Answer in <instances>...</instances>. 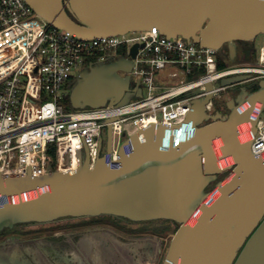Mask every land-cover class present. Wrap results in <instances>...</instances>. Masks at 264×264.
I'll use <instances>...</instances> for the list:
<instances>
[{
	"label": "water",
	"instance_id": "95a60500",
	"mask_svg": "<svg viewBox=\"0 0 264 264\" xmlns=\"http://www.w3.org/2000/svg\"><path fill=\"white\" fill-rule=\"evenodd\" d=\"M26 1L55 27L82 39L157 27L167 37L182 36L220 55L227 47L234 59L239 42L264 35V0ZM137 52L135 45L132 58ZM133 65L132 60L121 59L84 68L65 99L77 110L125 105L132 96H142L140 80L132 89L131 77L119 74L130 73ZM252 79L251 74L236 75L218 85L233 87ZM242 92L227 102L228 116L207 112L213 94L195 99L184 125L142 130L123 145L117 161L104 163L99 157L91 168L85 149L71 172L40 177L31 172L0 174V233L19 224L67 217L167 220L179 228L163 264H264V160L252 153V142L238 132L240 125L249 123L256 133L264 111V80L255 92L244 87ZM244 104L248 106L243 108ZM217 139L226 147L219 157L213 149ZM111 145L109 126L107 153ZM229 157L232 164L221 167L220 160ZM230 170L236 176L226 186L218 182L219 194L206 202L209 186ZM199 209L203 215L191 223Z\"/></svg>",
	"mask_w": 264,
	"mask_h": 264
},
{
	"label": "built area",
	"instance_id": "2783aa9c",
	"mask_svg": "<svg viewBox=\"0 0 264 264\" xmlns=\"http://www.w3.org/2000/svg\"><path fill=\"white\" fill-rule=\"evenodd\" d=\"M262 36L263 41L257 43V63L219 69L216 50L182 36L167 37L157 27L82 39L55 27L26 0H0V174L31 172L40 177L71 172L77 169L79 152L85 149L91 168L99 157L104 163L117 161L123 145L131 143L134 135L152 125H184L193 101L209 94L213 98L206 110L213 114V99L229 88L218 85L222 79L251 74L264 80ZM135 45L138 52L132 58ZM121 59L134 62L130 73L119 74L131 77L132 89L140 80L141 97L98 109L66 110L60 103L84 68ZM208 84L212 85L210 91ZM195 90L201 93L193 94ZM262 113L255 134L249 124V140L252 153L264 160ZM109 126L111 152L103 154ZM131 149L130 144L127 151Z\"/></svg>",
	"mask_w": 264,
	"mask_h": 264
},
{
	"label": "flooded vegetation",
	"instance_id": "af4514ba",
	"mask_svg": "<svg viewBox=\"0 0 264 264\" xmlns=\"http://www.w3.org/2000/svg\"><path fill=\"white\" fill-rule=\"evenodd\" d=\"M250 48L251 46H248L246 54L243 53L245 55L244 58H246V55L252 57V49ZM237 53L238 56H241L242 54L240 53L239 45ZM221 54L229 63L238 60L237 55L236 57H234V59L231 58L227 47L223 49ZM259 82L260 80L253 78L252 80L244 84L227 88L224 92H222L224 93L225 105H221L218 107L215 106L213 114L220 112L223 115L228 116L229 110L226 106L227 102L232 98L238 96L239 94H243V87L246 88L249 93L255 92L258 89ZM229 172H232V170H230ZM221 177L222 175H219V179ZM100 217H110L112 219L134 222L125 218L114 216H96L81 218L67 217L49 223H54L62 220H82L87 218ZM159 221L167 220H153L146 222L147 224H151ZM91 223L92 224L90 225H80L79 227H77V230L71 231L68 236H66V238H68L67 240H64L59 244L56 243V241L55 243L48 242V244H44L38 236H28V234L26 233L12 232L20 226L47 223L19 224L12 229H6L0 233V264H109V261H117L116 257L118 254L117 251L118 246L120 245V241L124 240L125 243L126 241H132V239L128 236L121 235L109 228L101 226V224H99L100 222L98 221H92ZM154 232L163 234L164 232H166V228H155ZM54 238L56 239V236H54ZM153 238L155 239L156 236L147 234V243L155 241L156 245L154 254L160 256L163 252L162 242L157 239L152 240Z\"/></svg>",
	"mask_w": 264,
	"mask_h": 264
},
{
	"label": "rangeland",
	"instance_id": "374dc122",
	"mask_svg": "<svg viewBox=\"0 0 264 264\" xmlns=\"http://www.w3.org/2000/svg\"><path fill=\"white\" fill-rule=\"evenodd\" d=\"M263 41V36L260 35L255 41L250 42V46L252 49V57H249L246 55V58H244V54L242 53L241 56H238V53L236 54L238 56V60L235 62H230V65H250L257 63L259 53H258V46L257 43H261ZM248 46V44L246 45ZM240 49V48H239ZM247 50V48H246ZM238 52V49H237ZM241 53V50H240ZM246 54V53H245ZM236 57V56H235ZM244 84V83H243ZM241 85V84H240ZM229 97V96H228ZM214 104L216 107L218 106H224V93L220 94V98L215 97L213 99ZM62 105L66 106L68 103H70V100H62L60 102ZM248 104H244V107H247ZM262 117L264 118V111L262 113ZM245 126L247 123L242 124ZM240 125V126H242ZM105 144L103 149V154L107 152V135H105ZM249 140V139H248ZM218 140H215L214 145ZM214 151L217 153V156H221L224 153H218L217 149L214 148ZM227 159V158H225ZM223 159V160H225ZM223 160H220L223 161ZM231 163H226L223 165V167L230 166ZM221 166V165H220ZM228 173V172H227ZM225 173L215 184H211L210 187L207 189L210 191V193L213 195L215 192L217 193V183L222 182L223 185H227V183L233 179L236 175L233 172H229L228 174ZM213 186V188H211ZM211 188V189H210ZM210 194V195H211ZM219 194V193H218ZM210 198V197H209ZM209 198L206 200V202L209 201ZM92 221H98L100 222L101 226H104L106 228H109L113 231H116L117 233L121 235L128 236L132 239V241H126L124 243V240L120 241V245L118 246V254L116 257L115 262H110L109 264H163L164 260L166 258V255L168 253L171 241L173 236L175 235L176 231L179 228V225L177 223H174L172 221H159L151 224L146 223H138V222H129V221H123L118 219H112V218H106V217H100V218H87L82 220H62L57 221L54 223H47V224H29L25 226H20L16 228L14 231L15 233H26L28 236H38L42 243L48 244L56 241V243H61L64 240H67L66 236L71 231L77 230L80 225L84 224H92ZM166 228V232L163 234L155 233V228ZM132 234V235H131ZM147 234L148 235H155L156 238L152 240H160L162 242V250L160 256L155 255V241L147 243ZM134 235V236H133ZM56 236V239L54 238ZM149 252V253H148ZM148 254V255H147ZM115 260V259H114Z\"/></svg>",
	"mask_w": 264,
	"mask_h": 264
},
{
	"label": "bare ground",
	"instance_id": "6f19581e",
	"mask_svg": "<svg viewBox=\"0 0 264 264\" xmlns=\"http://www.w3.org/2000/svg\"><path fill=\"white\" fill-rule=\"evenodd\" d=\"M255 114H257V112H255ZM247 125H249V123H247ZM238 132L242 136L243 140H248L251 137L250 125L249 126H245V125L239 126L238 127ZM217 140H218L217 141L218 143H216V145L213 146V147L217 149L218 153H224V152H226L225 145L222 143L221 140H219V139H217ZM231 162H233V158L232 157H229V158H227V159L219 162V164L221 165V167H223L224 164L231 163ZM75 167H73V168H75ZM218 193L219 192L217 191V193L215 192L213 195L211 194L208 203L211 202V200H213L215 197H217ZM25 197L26 196H24V197L22 196V198H25ZM202 215H203V212L200 209L197 210V212L193 215L192 219L190 220L191 223H195Z\"/></svg>",
	"mask_w": 264,
	"mask_h": 264
},
{
	"label": "trees",
	"instance_id": "16d2710c",
	"mask_svg": "<svg viewBox=\"0 0 264 264\" xmlns=\"http://www.w3.org/2000/svg\"><path fill=\"white\" fill-rule=\"evenodd\" d=\"M247 44H248V46H250L251 43L250 42H239L238 43L239 48L241 50V53H246V48L248 49V46H246ZM230 64L231 63L226 61L222 55L218 54V67H219V69H224L227 66H229ZM63 100H68V99H63ZM64 107L66 110H72L73 109L71 106V103H68L67 107L66 106H64ZM224 176H222V177H224ZM211 188H213V186Z\"/></svg>",
	"mask_w": 264,
	"mask_h": 264
}]
</instances>
